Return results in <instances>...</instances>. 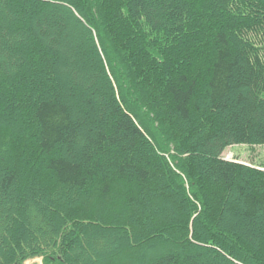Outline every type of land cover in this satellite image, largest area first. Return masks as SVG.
Here are the masks:
<instances>
[{
	"label": "trees",
	"instance_id": "obj_1",
	"mask_svg": "<svg viewBox=\"0 0 264 264\" xmlns=\"http://www.w3.org/2000/svg\"><path fill=\"white\" fill-rule=\"evenodd\" d=\"M264 0H0V264H264Z\"/></svg>",
	"mask_w": 264,
	"mask_h": 264
},
{
	"label": "rangeland",
	"instance_id": "obj_2",
	"mask_svg": "<svg viewBox=\"0 0 264 264\" xmlns=\"http://www.w3.org/2000/svg\"><path fill=\"white\" fill-rule=\"evenodd\" d=\"M224 156L228 159H238L246 163H254L264 166V145L248 146L234 145L229 147ZM44 264L43 257H37L27 260L24 264Z\"/></svg>",
	"mask_w": 264,
	"mask_h": 264
},
{
	"label": "water",
	"instance_id": "obj_3",
	"mask_svg": "<svg viewBox=\"0 0 264 264\" xmlns=\"http://www.w3.org/2000/svg\"><path fill=\"white\" fill-rule=\"evenodd\" d=\"M40 264V263H39Z\"/></svg>",
	"mask_w": 264,
	"mask_h": 264
}]
</instances>
